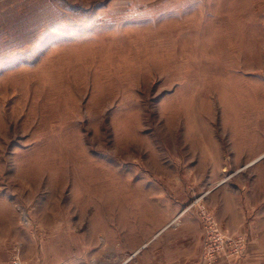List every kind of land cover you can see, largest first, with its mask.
<instances>
[{
    "label": "rangeland",
    "instance_id": "374dc122",
    "mask_svg": "<svg viewBox=\"0 0 264 264\" xmlns=\"http://www.w3.org/2000/svg\"><path fill=\"white\" fill-rule=\"evenodd\" d=\"M262 154L264 0H0V264H123L202 212L264 247Z\"/></svg>",
    "mask_w": 264,
    "mask_h": 264
},
{
    "label": "crops",
    "instance_id": "0c3cea01",
    "mask_svg": "<svg viewBox=\"0 0 264 264\" xmlns=\"http://www.w3.org/2000/svg\"><path fill=\"white\" fill-rule=\"evenodd\" d=\"M162 226L151 238L146 239L136 252L128 255L123 264H264V247L252 239L241 256L219 255L213 261L203 258V232L198 222L181 220ZM224 230L239 234L237 227ZM240 237V236H238ZM241 238V237H240Z\"/></svg>",
    "mask_w": 264,
    "mask_h": 264
},
{
    "label": "built area",
    "instance_id": "2783aa9c",
    "mask_svg": "<svg viewBox=\"0 0 264 264\" xmlns=\"http://www.w3.org/2000/svg\"><path fill=\"white\" fill-rule=\"evenodd\" d=\"M204 225L203 258L213 261L219 255L240 256L243 242L239 237L229 236L221 230L217 222L205 212L201 213Z\"/></svg>",
    "mask_w": 264,
    "mask_h": 264
},
{
    "label": "bare ground",
    "instance_id": "6f19581e",
    "mask_svg": "<svg viewBox=\"0 0 264 264\" xmlns=\"http://www.w3.org/2000/svg\"><path fill=\"white\" fill-rule=\"evenodd\" d=\"M263 156H264V154L258 156L257 158H255L254 160H252L249 164L256 162L257 160H259V159H260L261 157H263ZM176 219H177V218H175L174 220H176Z\"/></svg>",
    "mask_w": 264,
    "mask_h": 264
}]
</instances>
